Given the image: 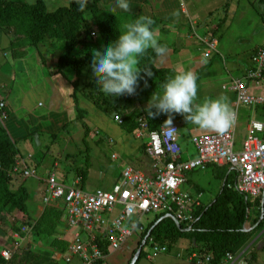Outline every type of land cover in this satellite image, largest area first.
I'll list each match as a JSON object with an SVG mask.
<instances>
[{
  "label": "trees",
  "instance_id": "trees-1",
  "mask_svg": "<svg viewBox=\"0 0 264 264\" xmlns=\"http://www.w3.org/2000/svg\"><path fill=\"white\" fill-rule=\"evenodd\" d=\"M262 2L264 3V0ZM144 16L153 20L152 29L159 32V28H161L159 18L148 14L140 15V17ZM228 17L223 21L227 22ZM166 28L165 26L162 27V31L165 33ZM95 30L98 34L96 39L93 38V31L95 32ZM122 31V21L115 11L104 6L102 0H88L84 10H80L75 2L70 1L66 5L50 9L44 0H37L33 3L27 0H0V44L3 38L8 37L6 45L12 52V54L8 50L4 52V49L0 47V54L3 55L2 52H4L3 56L5 57L3 64L0 62V70L2 67L4 68V65L5 69L6 66L11 67V60L7 58L8 55L22 60L29 56L28 49L30 48H35L41 56L44 46L56 47L53 43L61 44L62 48L58 55V61L55 68H52L54 71L57 70L58 73H62L70 85L74 104L73 110L77 114L76 121L81 123L86 137L97 126L93 111H99V119L104 120L108 118L115 121L116 115H124L122 124L132 130L138 128V118L145 115L150 130L160 129L164 124L175 123L181 132V125L179 124L184 121L183 115L160 113L150 116L148 114L149 106L146 105L152 95L163 92V84L177 74L170 68H160L155 64L158 57L172 49L171 45L164 41H159V43L166 48L165 52L158 54L149 49L140 57L139 81L134 94H124L117 97L106 96L95 84L91 71L93 51L100 49L107 42L115 41ZM10 32L13 35L9 37ZM214 32L213 35H215ZM260 48H264V43L252 51L249 59L250 65L242 72V76L238 78L231 76L232 80L233 78L251 80L247 74L257 69L253 59ZM223 58L225 57L223 56ZM45 61L42 64L47 63L50 68L49 62ZM38 64L40 65V62ZM200 71L203 72V70L198 71V79L201 76ZM0 84L3 85L0 90V101L5 102L3 111L6 113L5 119L3 121L0 119V226L2 228L4 223L9 224L7 228H4L8 232L7 239L0 241V264H47V262H51L50 256L43 247L47 245L48 248H56L61 251L69 249L72 240L70 237L68 242L60 239V236L63 235L60 226H63V218L67 208L66 197L64 195L45 202L44 196L48 195V183L45 178L55 172L57 179L61 180L67 177V174L66 176L64 173L59 174L56 164H45L44 160H37L32 152L26 153L20 150L12 132L4 125L5 120L9 118L12 105L8 103V98L3 95L5 94L3 93L5 85L2 82ZM247 85L249 86V84ZM254 90L256 91V87ZM260 106L262 107L259 111L261 112L260 117L264 119V104H257L255 109ZM128 107L131 108L130 112L127 111ZM69 157L70 155L66 154L65 159ZM149 158L152 164V175H154L156 172L153 167L154 160ZM134 166L139 168L140 164L135 163ZM26 167L34 168L38 173L41 172L42 168L44 177L26 176L24 174ZM75 173L78 176L81 175L80 187L84 189L88 170L84 168V170H77ZM122 175L121 173L120 178ZM29 178H35L39 182L46 183L42 203L43 214L39 217L34 215L29 208L28 202L32 201V193L26 183ZM235 179L236 173L233 170L229 174L227 172L215 200L204 206L202 204V207L198 208L201 209L200 212L198 211V219L190 229L184 225L179 228L174 219L165 217L164 213L151 212L155 213V217L148 222L147 228L142 233L143 238L147 236V238L145 237L146 244L143 245L141 242L139 245L137 250L141 246L142 249L134 264H137V260L142 256L145 246L148 245L151 248L152 245L151 252L147 256L152 253L150 258H153L156 255L153 253L155 245L166 246V251H162L165 253L169 251L168 245H172L181 238H187L190 241L186 249L189 260L201 264H223L228 252L236 253L246 247L264 227V219L258 223L261 217L262 203L258 204L259 216H254L251 219L250 195L235 187ZM191 194L201 195V201L204 199V192L200 188ZM57 203H60L62 208L57 206ZM15 210L18 211L20 220L8 222L7 218H10L11 213ZM4 216L6 221L3 222ZM250 219L253 221L252 229L246 230V226L251 223ZM136 220L130 218L126 225ZM25 224L31 227L28 232L22 230V226ZM27 233L30 236L28 242H24L17 236V234L23 236ZM83 234L85 236L82 235V238L87 239V234ZM96 242L103 250L105 257L97 258L93 264H107V257L111 252L109 244L102 237L97 238ZM4 248L13 250L10 259L2 255ZM253 250L245 256L242 264H264L259 262L260 247H255ZM76 258L81 260L79 256ZM65 260L72 263V260L68 261L67 258ZM129 260H127V264L132 263V260Z\"/></svg>",
  "mask_w": 264,
  "mask_h": 264
},
{
  "label": "rangeland",
  "instance_id": "rangeland-1",
  "mask_svg": "<svg viewBox=\"0 0 264 264\" xmlns=\"http://www.w3.org/2000/svg\"><path fill=\"white\" fill-rule=\"evenodd\" d=\"M27 1L33 3L37 0ZM44 1L49 5L50 9H55L68 4L70 0ZM102 1L105 7H109L116 12L122 21V28L126 23L134 21L135 18H140V15L143 14L154 15L159 18L161 28H159V32L156 31L159 41H164L171 45L172 49L177 47L181 50L186 49L187 52H192L193 55L201 57L199 58L200 63L197 60V66L190 59L187 62L185 61L186 71H191L195 74L198 71L197 69L201 67V59L204 64L210 63V68H205L203 72L200 71V79L197 78V97L193 102L194 111L205 100L218 99L223 95L228 96V99H233L235 92L231 89L223 90L222 85L230 84L232 80L231 74L236 78L242 76V72L250 65L251 52L264 43V3L262 0H185V10L180 5L181 0H129L130 7L128 11L120 9L116 4V0ZM226 17H228V20L224 22L223 19H227ZM164 26L167 27L166 33L162 31ZM213 31H215V35H213ZM11 35H13L12 32L9 33V37ZM204 35H206V40L200 39ZM93 36V38L98 36L96 30L95 32L93 31ZM53 44L56 47L44 46L41 56L35 48H30L28 49L30 52L29 56L26 59L13 58L11 55L7 57L11 60V67L7 66V69H11L14 73L16 72V77L12 79L11 84H7V88L3 92L5 94L13 91L12 89L18 83L28 84L26 74H32L34 67L39 62L43 70V72L42 70L35 72V74L41 75L39 85H30L36 91L28 89V86L24 91L25 98H22L21 91L17 92L15 89L13 92L17 93V97L13 98V105L19 109L24 108L21 114L33 113L37 115L41 113L40 115L44 114L46 116L44 117V124L38 127H33L32 122L27 117L23 118L24 120L18 123L21 128L18 133L20 136H18L13 131V125L9 121L15 115L14 107L12 106L9 118L6 119L5 124H8L7 127L12 132V136L17 141L20 150L32 152L37 160H44L45 164H56L59 174L64 173L65 176L67 174V177L61 179L64 182L68 181L70 183L74 180L78 176L75 173L77 170L87 169L88 176L84 189L89 192L112 190L115 183L120 181V174L123 172L125 165L135 164L139 160H143L147 170L150 169V161L145 151L143 152V145L148 141V136L143 134L142 137H137L139 126L137 129H128L125 124H120L113 119H99L100 112L93 111V114L97 117L95 119L97 126L86 137L81 123L78 120L76 121L77 114L75 110L72 111L70 110L71 107H66V97L63 91L69 92L66 87L70 89V85L64 79L62 73H58L57 70L54 71L52 68H55L58 55L61 52L60 49L62 48L61 44ZM0 47L11 52L9 47L4 48L3 45H0ZM160 58L155 60L157 64L160 62ZM0 59L2 58L0 57ZM43 61H48L51 67L49 68L47 63L42 64ZM193 65L195 66L194 68L192 67ZM214 71L216 72L215 78L212 75ZM54 75H56L55 81L48 78V76L53 77ZM16 79L17 81H15ZM208 79H212V82H207ZM245 83L250 86L255 85L252 80L248 79H245ZM60 86L63 89L62 91ZM20 88H24V86ZM51 89H53L55 94H48ZM46 90L48 91L47 94ZM256 91L257 96H264V91L261 87L257 86ZM69 93H71V89ZM5 94L3 95L7 98L8 96ZM159 94H162V92ZM208 94H211V96ZM150 99L148 102H150ZM41 101L42 103L44 102L42 105L39 104ZM147 106H149V103ZM239 106L235 145L237 150L243 148L249 134V123L252 116L256 120H261L258 113L262 108L261 106L258 107L253 114L251 105L240 103ZM127 111L130 112L131 108L128 107ZM121 118L124 120V115ZM184 121L180 122V139L182 158L188 159L195 156L197 152L190 137L214 130L195 129L196 126L188 130L187 124H185L187 122ZM137 122L139 123L138 120ZM96 129H98L97 132ZM259 136L262 137V135ZM66 154L70 155L68 159H65ZM228 169L229 167L212 163L206 169L196 168L187 171L186 181L181 185V188L191 193L200 188L204 191L205 201L210 202L220 191ZM147 173L148 175L153 174L152 170ZM34 177L39 178L40 176L35 174ZM78 182L80 183V181ZM26 183L32 193V201L28 202L30 211L32 210L34 215H42V207L36 205L35 202L43 203L46 183L43 181L39 182L35 178H29ZM262 199L263 195L258 198L250 195L251 219L259 215L258 204L262 203ZM57 206L62 208L60 203H57ZM119 207L120 205H117L113 212L107 211L103 213V218H115L119 214ZM135 217L136 215L133 218ZM154 217L155 213H146L141 217V220L147 224ZM10 218H7L8 222L13 220L18 222L20 220L18 211H13ZM3 219V222L6 221L5 216ZM251 219L250 221H252ZM8 225L4 223L2 228L0 226V241L7 239L8 232L4 228H7ZM63 226L65 225L63 224ZM76 229L81 230V226H77ZM67 237H70V233L67 234ZM188 244H190L189 239L181 238L172 245H168V252L158 253L153 258L147 256L151 252L150 246L147 245L142 256L137 260V264H196L187 257L186 249ZM252 244V242L249 244V246L251 245V250L255 246ZM43 248L50 256L51 262H47V264H79L78 259H73L72 263H68L65 260L70 255L69 249L58 251L56 248H48L47 245ZM128 249L130 250L132 247ZM136 254L134 252L130 256V260ZM261 254L260 260L264 263V251ZM235 263L239 262L235 260ZM223 264H228V261L225 260Z\"/></svg>",
  "mask_w": 264,
  "mask_h": 264
},
{
  "label": "built area",
  "instance_id": "built-area-1",
  "mask_svg": "<svg viewBox=\"0 0 264 264\" xmlns=\"http://www.w3.org/2000/svg\"><path fill=\"white\" fill-rule=\"evenodd\" d=\"M180 5L183 10L186 9L185 0H181ZM253 60L257 69L247 75L255 87H261L264 91V48L258 50ZM2 87L0 84V90ZM223 88L235 92L237 108L240 103L253 108L257 104H264V96H257L256 91L244 79L233 78ZM4 106L5 102L1 100V121L6 117ZM232 114L233 120L224 131L192 135L191 141L198 154L188 159L182 158L181 134L177 124H164L160 129L150 130L146 117L141 115L138 118L137 136L147 134L146 152L154 160L156 172L148 175L130 165L126 166L120 181L115 183L112 190L89 192L80 187V176L68 183L58 180L55 172L49 174L46 179L48 195L44 196V201L49 202L65 195L66 220L75 229L67 260L71 261L73 256H79L81 264H93L97 258H104L105 254L96 242L100 237L109 244L112 251L123 250L134 237L137 238L135 248L141 242L145 245L147 236L143 238L142 233L148 223H143L141 217L146 213H164L165 217H174L179 223L191 227L198 219V211L201 210L198 208L202 207V202L201 195H192L190 191L181 188L186 181L187 171L206 168L212 163L230 165L236 173L234 185L238 190L248 195H261L264 191V121L252 117L243 148L237 151L238 112ZM115 118L119 123L123 122L121 116L117 115ZM24 174L34 176L38 172L26 167ZM117 205H120L119 214L115 218H103V213L113 212ZM135 215L134 220H137L126 225ZM77 226H81V230H77ZM82 232L87 234V239L82 238ZM153 249V253L158 254L166 251L167 247L155 245ZM3 254L6 258L12 256L10 250H5ZM225 260L228 264H236L237 259L228 252Z\"/></svg>",
  "mask_w": 264,
  "mask_h": 264
},
{
  "label": "clouds",
  "instance_id": "clouds-1",
  "mask_svg": "<svg viewBox=\"0 0 264 264\" xmlns=\"http://www.w3.org/2000/svg\"><path fill=\"white\" fill-rule=\"evenodd\" d=\"M70 2H75L80 10H84L88 4V0H70ZM116 4L124 11L129 10V0H116ZM153 23V20L146 16L126 23L123 26V31L115 41L107 42L103 44L100 49H95V51H93V59L91 62L92 77L95 84L99 86V90L106 96L117 97L124 94H134L139 81L140 70L138 65L140 57L149 49L154 50L158 54L166 51V48L160 45L159 37L152 29ZM162 87V94H154L150 99L148 108V114L150 116L160 113H177L184 115L187 120H191L201 128L212 129L218 132L224 131L231 124L233 114L223 98L205 100L194 111L193 102L197 97V76L193 72L180 71L175 74L174 77L169 78ZM153 109H155V111H152ZM46 179L47 177L45 180ZM262 195H264V191L257 197H261ZM263 202L264 201H262L261 220L264 219ZM252 223L253 221H251L245 229H252ZM63 224L65 228L67 227L68 233L70 232V238L72 240L75 229L71 228L68 224L66 220V211ZM186 227L188 229L191 228L188 226ZM30 229L31 227L26 224L22 226V230L27 232ZM17 236L24 242L30 240L28 233L23 236L17 234ZM249 244L236 253L231 252L241 264L245 256L251 251V245L249 246ZM137 249L138 248H135L133 254ZM5 250L13 252V250L9 248H4L2 250L3 256ZM10 258L11 257L7 259ZM73 259L78 258L73 256ZM79 264H81V260H79Z\"/></svg>",
  "mask_w": 264,
  "mask_h": 264
},
{
  "label": "crops",
  "instance_id": "crops-1",
  "mask_svg": "<svg viewBox=\"0 0 264 264\" xmlns=\"http://www.w3.org/2000/svg\"><path fill=\"white\" fill-rule=\"evenodd\" d=\"M145 1V0H144ZM206 35H204V36H202V37H200V39L202 38V39H204V40H206ZM8 43V40H7V38H3L2 40H1V44L0 45H3L4 46V48H7V44ZM6 50L4 49V52H5ZM4 52H2L3 53V55H4ZM251 54H252V52H251ZM250 54V55H251ZM3 55H0V57L2 58V59H0V62H2V64H3V60H5V57L3 56ZM161 58H160V62H158V64L156 63V61H155V64L158 66V67H160V68H170V69H172V70H174L175 72H177V71H186L187 69H185V66H184V63H185V61L187 62L189 59H190V61H192V63H194L195 62V64H196V66H197V63L199 62V58H201L200 56H196V55H193L192 54V52H187L186 51V49H178V47L176 48V49H170V50H168L167 52H165V53H163L161 56H160ZM159 58V57H158ZM197 60H198V62H197ZM201 61V67L199 68V69H197L198 71L200 70V69H202V70H204L205 68H207V69H209L210 68V64L208 63V64H204V62H202L203 60L201 59L200 60ZM251 62V61H250ZM200 63V62H199ZM1 64V63H0ZM7 67V66H6ZM193 68L195 67L194 65L192 66ZM192 68V69H193ZM40 70H42L41 69V67H40V65H36L35 67H34V69H33V72H32V74H26V77H27V79H28V84H26V85H24V84H20V83H18V85L14 88V89H12L13 91H11V92H9V93H7V94H5V95H7L8 97V103L9 104H11L13 107H14V112H15V115L12 117V119L11 120H9L10 121V124L11 125H13L12 126V128H13V131L16 133V135H18V133L20 132V126H19V122L20 121H22V120H24L23 118H28V120H30L31 122H32V125H33V127H38V126H41L42 124H44V120H45V118L44 117H46L44 114L43 115H40V114H37V115H35V114H30V113H25L24 115L23 114H21V112L24 110V108L23 109H19V108H16L13 104H14V100H13V98L14 97H17V93H13L14 92V90L16 89L17 90V92L19 91H21L22 92V98H25V95H24V91H25V89L28 87V89H31V90H33V91H36L35 89H33L30 85H39V83H40V81H41V75H38V74H35V72L36 71H40ZM196 72L195 73V75L198 77V73L199 72ZM205 71V70H204ZM6 72H8V73H6ZM42 72H43V70H42ZM16 72L14 73V72H12L11 71V69L10 70H8L7 68L5 69V65H4V68L2 67L1 68V70H0V82H2L4 85H5V89L7 88V84H11L12 83V79H14L15 77H16ZM35 74V75H34ZM55 74V73H54ZM243 74H245V73H243ZM213 75V78H215L216 77V72L214 71V73L212 74ZM231 76H232V74H231ZM55 77H56V75H54L53 77L52 76H48V78L49 79H54V81H55ZM15 81H17V79L15 80ZM207 82H212V79H208V81ZM21 86H24V88H20ZM249 87H252L253 89L255 88V86L254 85H252V86H250L249 85ZM222 88H223V85H222ZM60 89H61V91L63 90L62 88H61V86H60ZM66 89L70 92V89H68L67 87H66ZM225 90V89H224ZM44 91V90H43ZM64 93H65V97H66V107H68V108H70L71 107V109L70 110H72L73 111V101H72V97H71V93H69V92H67L66 90L65 91H63ZM35 94H38V93H36V92H34ZM48 93V91L46 90V94ZM55 94V92L53 91V89H51L50 90V93H48V94ZM232 93H234V92H232ZM209 96H211V94H208ZM233 96H234V98L233 99H228V96H226V95H223L221 98H223L224 100H225V103H227V105H228V107H229V109H230V111L231 112H238V115H239V110H240V106H238V108H237V102H236V95H234L233 94ZM67 97H68V99H67ZM213 98V97H212ZM44 103V102H43ZM42 103V101L39 103L40 105H42L43 104ZM148 101H147V103H146V105H148ZM68 104V105H67ZM33 108V107H32ZM32 110V109H31ZM255 108H253V114H254V112H255ZM258 115H259V118L261 119V112H259L258 113ZM253 117V116H252ZM97 118V117H96ZM254 118V117H253ZM8 119V118H7ZM261 120H264V119H261ZM6 121V120H5ZM95 121V120H94ZM187 123H185V124H187V129L189 130V129H191L192 127H195L196 126V128L195 129H201V127H199L198 125H196V124H194L191 120H185ZM184 121V122H185ZM5 126H6V128L9 130V127H7V125L6 124H4ZM180 125V124H179ZM98 130V129H97ZM97 130H96V132H97ZM10 131V130H9ZM212 132H216L215 130L214 131H211V132H209V133H212ZM201 134H206V132L205 133H201ZM18 136H20V135H18ZM138 137V136H137ZM146 146H147V142L143 145V152L145 151V154L147 155V152H146ZM235 150H237L236 148H235ZM241 150V149H240ZM238 151V150H237ZM27 153V152H26ZM197 152H196V154H195V156H193V157H196L197 156ZM147 157H148V159H149V161H150V158H149V156L147 155ZM192 157V158H193ZM139 164H140V167L139 168H136L135 166H134V164H128V165H125V167L126 166H132V167H134L136 170H138V171H141V172H144V173H147V172H151V170H152V166H151V168L150 169H148L147 170V166L145 165V163L143 162V160H139V162H138ZM150 165H152L151 164V161H150V163H149ZM221 166H226V167H229V169H228V174L230 173V171H232V168H231V166L230 165H221ZM124 167V168H125ZM123 168V169H124ZM42 172V173H41ZM41 172H39V176H40V178H43L44 177V171H42V168H41ZM197 189H199V188H197ZM220 189H221V187H220ZM202 190V189H201ZM203 191V190H202ZM196 192V191H195ZM194 192V193H195ZM204 192V191H203ZM205 195V194H204ZM258 198V197H257ZM215 200V198L212 200V201H210V202H206L205 201V198L203 199V201H201V202H203L202 204H203V206L204 205H207V204H210V203H212L213 201ZM263 201H264V195H263V199H262ZM35 204H37L38 206H40V207H43L42 206V204H40V202H35ZM42 209V208H41ZM262 212V211H261ZM41 215V214H40ZM39 215V216H40ZM38 216V215H37ZM38 216V217H39ZM259 216V215H258ZM261 220V217H260V219H259V221ZM259 221H258V223H259ZM61 228H62V230H63V232H62V234L63 235H61L60 236V239H62V240H65V241H67L68 242V239H69V237H67V236H65V235H67L68 234V231H67V227L65 228V226H60ZM263 230L262 231H260L259 233H258V235L254 238V240L252 241V245H255L253 248H252V250L255 248V247H260V249H261V251L258 253V255H259V262H262L261 260H260V257H261V253L264 251L263 249H264V247L263 248H261L262 246H264V227L262 228ZM70 233V232H69ZM59 236V235H58ZM136 242H137V238L136 237H134V239L133 240H131L129 243H127V245H126V247L123 249V250H119V251H111L110 253H109V255H108V257H107V264H127V260H129L130 259V256L133 254V251L135 250V245H136ZM129 247H132V249H128ZM256 250V249H255ZM253 252H254V250H253ZM263 263V262H262Z\"/></svg>",
  "mask_w": 264,
  "mask_h": 264
},
{
  "label": "water",
  "instance_id": "water-1",
  "mask_svg": "<svg viewBox=\"0 0 264 264\" xmlns=\"http://www.w3.org/2000/svg\"><path fill=\"white\" fill-rule=\"evenodd\" d=\"M263 205H264V202H263ZM173 219H174V221L176 222V224H177V226L179 227V228H181V224L173 217ZM147 238V237H146ZM141 249H142V246L139 248V250L137 251V254H136V256L132 259V263L131 264H134L135 263V261H136V259H137V257H138V254L140 253V251H141Z\"/></svg>",
  "mask_w": 264,
  "mask_h": 264
}]
</instances>
